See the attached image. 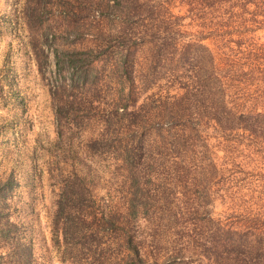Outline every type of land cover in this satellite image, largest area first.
<instances>
[{"label":"rangeland","instance_id":"374dc122","mask_svg":"<svg viewBox=\"0 0 264 264\" xmlns=\"http://www.w3.org/2000/svg\"><path fill=\"white\" fill-rule=\"evenodd\" d=\"M170 8L172 14L182 12ZM117 21L112 0H0V181L6 183L0 185V264H135L125 249L126 228L129 233L134 227L145 235L173 236L176 218L194 216H182L183 201L197 210L209 209L214 217L232 213L218 196L198 209L197 203L208 198L203 182L191 184L189 173L167 175L158 164L153 168L156 161L152 169L146 166L148 156L171 149L161 146L154 131L138 137L125 119L117 118V96L127 90L112 72V55L133 43L130 22L124 21V28ZM253 35L264 42V25ZM135 45L133 73L143 76L144 88L132 100L152 107L158 102L151 100L155 93L165 92L157 86L164 83L163 74L177 68L175 61L162 59L176 56H165L156 45ZM72 47L80 52L84 75L77 86H66L60 94L56 84L68 81L69 75L58 70L55 50ZM166 90L181 92L176 82ZM63 99L65 124L60 129L55 113ZM132 137L139 139V148L133 147ZM129 145L145 157L140 169H125L115 159ZM212 150L218 159L223 154L215 146ZM252 158L234 163L251 172L257 188L264 190V159L259 154ZM219 174L232 177H225L220 189L242 183V172L235 175L225 168ZM129 199L135 203L134 213L125 208ZM164 203L171 204L169 211ZM237 204L242 212L244 206Z\"/></svg>","mask_w":264,"mask_h":264},{"label":"trees","instance_id":"16d2710c","mask_svg":"<svg viewBox=\"0 0 264 264\" xmlns=\"http://www.w3.org/2000/svg\"><path fill=\"white\" fill-rule=\"evenodd\" d=\"M171 6L182 12L172 14ZM112 11L118 25L125 28L124 21L130 22L129 35L133 37V43H126L112 55V72L119 86L127 90L117 96V118L125 119L127 128L135 129L138 137L154 131L162 139L161 146L171 149L169 154L148 156L146 166L152 169L156 161L153 168L158 164L167 175L189 173L191 184L200 186L203 182L201 189L208 198L197 203L198 209L218 196L232 212L214 217L209 209L197 210L183 201L182 216L186 212L194 216L176 218L173 236L166 233L162 237L157 232L145 235L134 227L129 233L126 228L127 254L135 264H264V190L257 188L258 180L251 179L253 174L242 170L238 162L236 169L229 167L236 165V159L246 163L256 154L264 159V42L253 37L254 30L264 25V0H112ZM205 39L208 41L203 42ZM135 44L156 45L165 56H176L162 59L175 61L177 68L163 74L164 83L157 86L165 92H156V98L151 99H158L156 106L143 102L135 105L132 100L144 88L143 76L133 73L137 64L131 54ZM79 53L74 47L55 50L58 70L66 69L69 75L68 81L62 79L56 84L60 94L66 86L70 89L82 80ZM172 82L180 93H168L166 88ZM63 100L55 113L60 129L65 124ZM132 139L133 147L139 148V139ZM213 146L223 150L219 159ZM133 147L129 145L126 152L115 157L125 169L142 167L145 157L131 151ZM225 168L235 175L242 172V183L235 187L225 184L220 189L225 177L232 178L219 174ZM218 181L219 186L214 187ZM5 184V180L0 181L1 186ZM60 202L58 198L62 210ZM238 202L244 206L242 212ZM126 203L127 211L134 213L135 203L130 199ZM163 205L169 211L171 204Z\"/></svg>","mask_w":264,"mask_h":264}]
</instances>
